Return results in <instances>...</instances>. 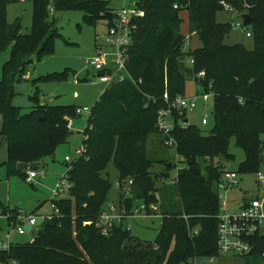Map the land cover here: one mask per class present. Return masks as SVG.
<instances>
[{"label": "trees", "instance_id": "trees-1", "mask_svg": "<svg viewBox=\"0 0 264 264\" xmlns=\"http://www.w3.org/2000/svg\"><path fill=\"white\" fill-rule=\"evenodd\" d=\"M220 1L250 16L246 28L252 50L225 44L230 25L215 20L216 12L222 10ZM9 2L0 0V52L11 44L0 70V138L6 145L3 165L7 174L25 179L16 164L52 158L67 141L69 120L77 117L76 106L41 105L36 95L29 113L22 114L12 104L14 84L23 79L25 68L33 59L39 61L54 52L58 34L49 7L53 13L79 11L88 25L99 19L109 25L104 14L112 9L107 0H33L30 31L21 34L19 22L7 23ZM174 3L179 10L173 9ZM137 9L143 15L132 23L125 66L131 78L141 83L135 86L124 81L99 95L86 120L91 128L82 133L84 155L66 166L70 187L62 198L51 201L57 215L41 222L32 243L19 242L0 254L3 264H188L193 258L217 256L220 200L216 189L222 185V162L234 160L229 152L231 141L244 155L237 174L254 175L264 168V0H256L252 8L241 0H144ZM183 9L188 13L189 34L200 40L194 50L183 47L179 15ZM189 59L192 64L187 65ZM68 70L40 76L37 81H66ZM200 72L202 77L197 76ZM187 80H193L202 95L212 96V125L204 134L195 125L183 124L184 112L181 116L172 112L169 136L184 169L178 171L173 185L157 189L156 179H168L166 174L175 166L168 168L169 160L161 161L164 173L153 175L150 169L155 161L149 157L147 139L158 132V112L167 107L164 94L168 103L184 97ZM159 143L164 147L163 137ZM109 163L118 172L119 211L130 214L144 204L145 215L161 216L153 241L132 237L121 224L107 236L96 226L112 187L103 176ZM189 165L199 167L201 173L192 175ZM152 205H158V213L149 209ZM194 229L197 235L190 237ZM254 246L250 257H261L264 236L254 237Z\"/></svg>", "mask_w": 264, "mask_h": 264}, {"label": "rangeland", "instance_id": "rangeland-1", "mask_svg": "<svg viewBox=\"0 0 264 264\" xmlns=\"http://www.w3.org/2000/svg\"><path fill=\"white\" fill-rule=\"evenodd\" d=\"M107 1H109V7L111 9H128L138 0ZM243 14L245 13L236 10L229 12L219 10L215 14V20L218 23H227L230 25L225 44H240L247 50H252V38H247L241 29L233 28L235 23L241 22V16ZM52 15L56 20L55 27L58 34L55 36L54 40V52L50 55L43 56L39 61L33 59V61L25 68L23 79L15 82L13 87L14 95L12 97V104L16 107H20L22 114L30 112L31 107L34 105L32 98L35 95L39 97V103L44 98L52 97L50 101H48V104L51 106L78 104L79 106L91 107L97 100V97L104 89H106V86L96 79V73L92 67L87 64L88 59L97 54V46L103 43L102 36L106 30V21L99 19L96 21L95 25H88L83 22L82 13L76 10L55 12ZM179 15L182 20L181 34L185 37L191 36L190 45L187 49L194 50L200 45L199 37L196 34H189L187 10H181ZM6 20L9 25L19 22L21 25L20 33L28 34L31 26V2L7 3ZM246 31L249 32V29L247 28ZM10 50L11 44L7 45L5 49L0 52V70L1 66L8 60ZM186 64L190 65L188 61H186ZM66 69H69L66 81H37V78L40 76H45L54 72L59 73ZM87 74L88 78L82 79ZM200 92V88L193 82V80L186 81L184 92L185 97H192L195 94H201ZM211 110L212 96L208 95L205 101L200 100L196 109L186 115L187 125H195L204 134H207L212 125ZM204 116L207 118V124L201 125V120ZM72 120L81 121L83 127L86 115L76 117ZM169 121H171V119H169ZM77 130L78 131L73 129L69 131L70 133L67 137V141L56 148L52 158L46 157L43 159V166L36 171L38 173V180L42 182V185H39L38 187L25 183L23 177L18 174H7L6 167L3 165V162L6 161V145L0 138V205H2V207L8 205L10 208L19 207L24 214H29L28 211L35 209L39 205L40 207H38L34 214L37 217L36 226L40 227L41 222L47 216L53 214V209L51 207L52 194L49 190H52L55 187L56 182L67 171L63 166L65 165V157L68 156L72 161L76 160L77 157L74 154V150L82 145L83 136L80 134L82 130ZM162 137L166 142L168 135H164L162 132L158 131L151 133L147 139L149 157L153 158L155 161V164L150 169L153 175L164 173L165 167L161 161L169 160V163L173 164L175 168L181 165L178 163L179 158L176 157L174 146L164 143V148L159 145ZM229 152L234 155V160L230 162H222V165L225 171L235 172L238 164L243 160L244 155L240 149L234 146L233 141L230 143ZM175 168L170 171L169 178L165 181L160 179V177L156 179L155 187L157 189L163 187L168 188L175 183ZM42 170L44 173L41 175L39 173H41ZM27 171L28 169L23 172L26 173ZM203 172L204 170L202 169V173ZM103 176L112 184L107 195L106 208L113 206L115 214L118 215L120 213V196L117 186L118 172L112 163H109L105 172H103ZM220 178L222 181V177ZM238 180L240 181L239 186L236 188H230L226 192L215 187V189L217 188L216 190L219 195H226L225 208L230 212L237 210L238 203L241 199L246 201L252 198L262 199L264 195V192H262V186L255 182L254 175L238 174ZM126 187V185L122 187L124 195H127L128 192ZM62 197L63 195L59 198ZM37 203L39 204L35 207ZM153 206L156 207L155 211L158 213V205ZM135 215L134 218L122 219L121 225L126 227L125 230L129 231L132 237L137 238L140 241H153L161 224V216H147L144 215L143 212ZM6 228V220L0 218V233H4ZM14 238L25 242L29 236H14ZM205 261L206 260H200L198 263L206 264ZM0 264L3 263L0 261ZM215 264H264V261L261 257H241L235 254H226L218 256L215 260Z\"/></svg>", "mask_w": 264, "mask_h": 264}, {"label": "built area", "instance_id": "built-area-1", "mask_svg": "<svg viewBox=\"0 0 264 264\" xmlns=\"http://www.w3.org/2000/svg\"><path fill=\"white\" fill-rule=\"evenodd\" d=\"M13 3H26L32 2L33 0H8ZM140 1L138 0L128 9H112V21L109 22V25L106 21V30L102 36L103 43L97 46V54L88 59V66L96 73V79L103 85L106 86V89L115 85L117 83H122L124 81H130L133 85L141 83V80L134 81L129 75L126 69V57L127 52L130 46V36L134 28L132 25L135 18L141 17L143 15L142 11L137 9V5ZM243 1V0H241ZM244 4V1H243ZM219 5L222 10L233 11L235 10L230 3L225 1H220ZM245 5V4H244ZM173 9L179 10L180 6L178 3L173 4ZM49 14H53V10L49 7ZM233 28L241 29L246 37H249L250 34L243 25L242 18L240 23H235ZM245 30V31H244ZM190 36L185 37L184 40V50L189 46ZM188 62L192 64V60L189 59ZM203 72L198 73V77L203 76ZM208 95L195 94L192 97H177L173 102L167 101V95L164 94L163 99L167 105L166 109H162L158 112L156 128L158 131L162 132L164 135H168V139L165 144L174 146L172 138L169 136V132L173 127V118L172 112L177 111L181 116L184 112L186 115L194 111L197 107V104L200 100L205 101ZM91 113V107L82 106L77 107L75 114L77 117L86 115V120L88 119ZM171 119V121H169ZM169 121V122H168ZM183 124H187L184 123ZM207 124V118L204 116L201 120V125ZM67 127L71 128V120H69ZM90 125L85 123L84 129ZM83 129V131H84ZM82 131V133H83ZM85 146L81 145L74 150V154L77 158L84 155ZM177 157V156H176ZM72 161L68 156L65 157L64 162L66 164ZM180 163L181 158L178 159ZM181 164V163H180ZM67 169V168H66ZM174 179L177 177L178 171L184 169V166L181 164L179 167L175 168ZM37 170L31 171L28 170L25 173V183L27 184H36L38 173ZM68 171V169H67ZM67 171L61 178L56 182L55 187L51 190L52 200L60 197L63 192L67 191L70 187L68 181ZM42 170L41 173L43 174ZM255 182L262 186V192H264V168L260 169L254 174ZM238 174L236 172L225 171L222 174V185L221 190L226 192L230 188H236L239 186ZM130 184V181H128ZM158 200V198H157ZM220 207L219 212L216 217L218 226H217V256H211L208 258H193L188 261V264H199L198 261L206 260V264H215V260L220 255L226 254H235L241 257H249L254 251V237L257 235L264 236V195L262 199L252 198L246 203L242 202L240 208L236 211H228L225 208L226 195H219ZM53 209V214L47 216L46 218H51L53 215H57L58 210L51 203ZM151 211H155L156 207L149 206ZM114 207H107L102 210L100 215L96 220V226L100 228V231L103 235L107 236L110 230L114 227H119L124 218H134L137 213L143 212L146 214V207L144 204H139L130 214H125L120 212L118 215L114 212ZM0 218L6 220L7 228L4 233H0V254L7 253L13 245H16L19 242H23L14 238L23 237L25 235L29 236L26 242L32 243L34 240V235L39 227L36 226V215L34 214H24L23 211L17 209L13 213H3L0 210ZM185 218V217H184ZM30 226V230L26 231L25 226ZM128 230V228H127ZM197 235V230L194 229L189 232V236ZM261 258L264 261V252L261 254Z\"/></svg>", "mask_w": 264, "mask_h": 264}, {"label": "water", "instance_id": "water-1", "mask_svg": "<svg viewBox=\"0 0 264 264\" xmlns=\"http://www.w3.org/2000/svg\"><path fill=\"white\" fill-rule=\"evenodd\" d=\"M243 1H244V4H245L246 8H252L256 4V0H243ZM104 16L107 18V20L109 22L112 21V13L110 11H107L104 14ZM241 18H242V22H243L244 26H249L251 24V18H250V16L248 14H243L241 16ZM49 100H50V97H47V98L42 99L40 103L43 105L46 102H48ZM184 123H187V119L184 120ZM41 166H43L42 162H32V163H29V164H23V163H17L16 164L17 171H24L26 169L34 171V170L39 169ZM66 166L67 165H65V167ZM167 166H168V168H170L171 167V163H168ZM188 171L192 175H199L201 173V170H200L199 167L192 166V165L188 166ZM166 178H169V173L166 174ZM24 228H25L26 231H29L31 227L26 225Z\"/></svg>", "mask_w": 264, "mask_h": 264}, {"label": "crops", "instance_id": "crops-1", "mask_svg": "<svg viewBox=\"0 0 264 264\" xmlns=\"http://www.w3.org/2000/svg\"><path fill=\"white\" fill-rule=\"evenodd\" d=\"M88 78V74L85 76V77H83L82 79H87ZM105 90V89H104ZM103 90V91H104ZM102 91V92H103ZM99 97V96H98ZM97 97V98H98ZM185 97V96H184ZM52 97H50V99H51ZM50 101V100H49ZM46 104H48V102H46ZM42 105V104H41ZM71 105H74V106H76V107H82V106H79L78 104H71ZM75 119V118H74ZM84 123V125H83V127H82V122L81 121H73V120H71V128H70V130H73V129H76V131H78L77 129H81L82 131H83V129H84V126H85V123H86V120L83 122ZM80 130V131H81ZM80 134H82V132L80 133ZM76 149V148H75ZM5 152H6V149H5ZM4 163V162H3ZM43 163V162H42ZM65 163V162H64ZM65 165H66V163H65ZM65 165H63L64 167H65ZM66 168V167H65ZM25 174V173H24ZM36 181H37V183L36 184H29V185H31V186H39V185H42V182L40 181V180H38V178L36 179ZM50 192H51V190H49ZM37 202V201H36ZM244 203V200L243 199H241L240 201H239V203H238V206H237V209H239L240 208V204L241 203ZM39 203H37L36 205H35V207L38 205ZM2 206V205H1ZM7 206V207H6ZM6 206H3V208L7 211V212H13V211H16L17 209H19V210H21L19 207H14V208H10L8 205H6ZM34 207V208H35ZM38 207H40L39 205H38ZM38 207H36L35 209H33V210H31V211H28L29 212V214H34L35 213V211L38 209ZM0 210H1V208H0ZM22 211V210H21ZM25 212V211H24ZM28 212H26V213H28ZM35 215V214H34ZM19 240V239H18Z\"/></svg>", "mask_w": 264, "mask_h": 264}]
</instances>
